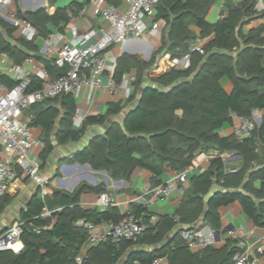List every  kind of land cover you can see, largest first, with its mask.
Returning <instances> with one entry per match:
<instances>
[{"label":"trees","instance_id":"1","mask_svg":"<svg viewBox=\"0 0 264 264\" xmlns=\"http://www.w3.org/2000/svg\"><path fill=\"white\" fill-rule=\"evenodd\" d=\"M107 1L118 3L120 0ZM213 2L157 0L154 19H164L165 25L161 44L152 52L182 55L197 37L189 27L191 23L200 28L199 36L208 37L202 45L204 52H192L189 65L184 69L171 68L153 77L154 83L142 85L137 95L135 88L126 99H135V104L127 111L122 123L113 122L74 155L76 160L87 162L92 168L105 169L113 177L128 178L135 167L148 169L153 185L162 182L158 176L165 165L176 171L189 167L198 152L232 151V155H239L238 159L227 162L219 155H213L209 167L191 177L189 187L183 189L182 195L183 199L196 202V211L183 208L172 214H156V219L151 221L153 213L146 205L133 204L127 212L143 224L138 237L120 242L104 240L88 248L82 261L77 262L75 258L81 253L87 237V229L77 220H119L124 214L111 204L100 211L78 204L80 194L98 191V184L80 183L72 191L53 189L50 200L37 192L20 212L22 247L18 251L0 249V264H114L127 248L145 240L157 243L176 223H190L200 214L202 223L219 228V206L235 200L240 201L244 212L256 225H264V113L261 123L242 139L234 133L221 136L217 131L224 122L232 121L231 113L245 116L254 108L264 109V24L247 31L243 29L244 24L257 14L254 0H225L223 15L215 22H209L205 16ZM80 5L73 6L78 9ZM71 8L72 4H68L49 13L44 6L25 11L17 7V15L29 20L38 34L46 36L51 25L62 28L67 23ZM0 24L14 40L0 35V51H5L12 62L20 64L26 57H34L49 70L51 79L61 74L63 68L57 66L52 57L40 53L32 39L13 38L14 26L1 17ZM152 59L142 60L136 54L123 53L112 74L114 82L119 83L123 73L135 67L133 83L136 87L141 69L148 67ZM224 75L233 84L230 92L219 83ZM0 79L8 86L14 83L3 73H0ZM39 83L40 80L33 76L29 89ZM122 102L110 103L103 115L87 116L78 129L72 128L76 103L71 93L62 92L32 103L24 114L30 118L31 126L42 129L40 156L44 159L53 148L54 135L59 143L77 139L85 124L102 123L106 115L120 111ZM229 166H235L237 170L225 171ZM255 180H259V186L254 184ZM213 182H220V188L209 193ZM8 201L9 196L5 193L0 199V211ZM45 206L51 212L42 216L40 212ZM194 227L190 224L185 228ZM182 228L176 229L156 251H131L125 264H131L135 257L148 263L161 255L167 256L168 264H232L233 254L243 249L237 239L228 238L224 248L207 244L193 252L180 236Z\"/></svg>","mask_w":264,"mask_h":264},{"label":"built area","instance_id":"2","mask_svg":"<svg viewBox=\"0 0 264 264\" xmlns=\"http://www.w3.org/2000/svg\"><path fill=\"white\" fill-rule=\"evenodd\" d=\"M13 0H0V17L7 20L14 26L13 38L24 37L28 40L37 35V29L27 19L17 15V10L12 8ZM157 0H120L118 3L106 0H89L87 5L76 8L73 6L68 12L70 20L75 24L71 27L73 37L69 38L61 31L50 32L44 39L42 52L54 59L57 66L63 68L61 74L51 79L49 70L36 61L33 57H26L22 63L12 62L5 51H0V66L4 67V74L14 80L8 86L0 79V199L5 194L10 184L19 174L30 178H36L39 173L40 163L36 156H31L32 146H43L42 140L31 131L30 118L24 111L35 102L46 98L54 97L62 92L71 93L78 97L85 89L105 87L112 94L121 97H128L134 86V76L123 74L119 83L114 82L110 74L107 84L102 85V78L105 72L113 73L115 59L107 58L103 52L114 44L124 42L129 37L145 38L151 36L160 42L165 20L154 19L155 3ZM79 14H89L90 16H101L105 25L100 27V35L92 42H86L95 31L87 23V31L81 37L76 28L79 23ZM86 42V43H84ZM161 44V43H160ZM160 44L155 47L157 49ZM203 53L202 44L196 41L189 43L188 49L179 56H161L163 69H184L189 65L192 52ZM109 60L111 62H109ZM36 76L39 86L29 89L32 77ZM264 109L254 108L249 115L241 116L231 113L232 118H236L233 133L238 139H242L250 134L251 130L261 123ZM82 115L75 111V117ZM210 156L219 155L224 162L232 159V151L209 152ZM189 167L177 170L173 177L165 182H160L148 188L147 193L152 198L167 197L174 189L183 192L182 184L187 180ZM237 170L235 166H229L225 171L233 172ZM19 171V173H18ZM41 185V195L47 192V188ZM145 200L144 198H141ZM109 196L103 192L99 195V203L109 204ZM50 210L46 207L40 215H49ZM151 221L156 219V215H151ZM175 219H178L175 216ZM77 223L87 229L86 242L96 245L104 240L110 239L112 242H120L123 239L135 240L143 224L138 218L129 212L119 220L101 219L98 222L79 219ZM39 230L38 227L34 228ZM22 231V221L13 220L10 225L0 231V249H11L18 251L20 244V234ZM227 234L240 238L242 245L245 244L249 233L243 230L228 229ZM180 235L187 241L189 246H206L207 241L204 234L196 228H182ZM19 242L18 246L15 244ZM259 253L264 254V239L255 247ZM83 253L76 256V261L81 262ZM232 264H259L258 258L247 248L237 251L232 256ZM131 264H168L166 255L154 257L148 263H142L138 257L133 258Z\"/></svg>","mask_w":264,"mask_h":264},{"label":"crops","instance_id":"3","mask_svg":"<svg viewBox=\"0 0 264 264\" xmlns=\"http://www.w3.org/2000/svg\"><path fill=\"white\" fill-rule=\"evenodd\" d=\"M232 1L239 2L241 0ZM254 1L257 14H255L249 20V22L244 24V31H247L250 27L258 26L259 24H264V0ZM88 2L89 0H13L12 8H15L17 10L18 7L20 8V10L25 11L36 9L39 6H44L49 13H53L57 7L66 6L68 4H72L73 7V5H76L77 3L81 4L80 6L83 7V5H87ZM224 4L225 0H214V2L209 7V10L207 11L205 18L209 22H215L218 18L223 15L222 12ZM69 11L70 10H68V12ZM74 13L77 14L76 16L79 17L78 19L80 21L76 24L78 34L82 37L87 31L88 27L86 26L87 24H85L84 21L86 20L87 23L95 31V33L91 37H89L86 42L94 41L101 33L100 27L105 25V21L103 20V18L99 15L90 16L89 14H79L77 11H75ZM74 24L75 23L70 20L69 16V20L66 24L62 25V28H59V26L57 25H51L50 32L61 31L67 37L72 38L73 35L71 32V27ZM189 27L193 29L197 34V37L194 39V41L199 42L203 45V43L208 40V37L199 36L200 28L198 26L192 23L189 25ZM0 35L4 39H8L14 42L13 39H10V36L6 33L4 27L1 24ZM46 36H42L37 33V35L32 39L34 43L38 46V50L40 53H43L42 46L44 44V39ZM160 43L161 42L157 41L156 39L154 40V38H152L151 36L145 38L129 37L122 43L110 46L107 50L103 52V54L107 58H114V61L111 62L109 60V62H114V66L116 67L117 59L123 53L136 54L140 58H146V60H148L151 55V52L155 50V47H157ZM166 54L170 56V53H162L161 55L166 56ZM162 63L163 62L159 60L157 66L153 69L154 72H157L155 76H159L169 70L163 69ZM135 70V67H131L130 70L124 72L123 74H129L135 77ZM0 73L4 74V67L2 66H0ZM110 74L113 73H104L102 78V85L107 84ZM219 83L227 92H230L233 87L231 80L226 75L222 76L219 79ZM133 90H135L134 86L131 89V92H133ZM74 98L76 103L75 111H79L82 113V115H79V117L76 118L74 112L72 116V128L74 129L80 128L83 125L84 120L87 116H97L105 114L110 103L122 100L123 107L120 109V111L116 113L106 115L102 123L85 124L83 133L77 139H72L64 143H59L54 135L52 137L53 148L50 152L46 153L44 159H42L40 156L43 146L39 148L37 153H33V150H31V156H36L39 160V173L37 174L36 178H30L24 176L23 174H19L18 177L10 184L9 188L5 193L8 194L9 200L13 198L12 201L15 200V202H18L17 213L13 212L12 208H9L7 210L8 214L2 215V212L5 207L4 206L3 209L0 211V219L8 218L11 220L10 223L15 219H19L21 210L25 208L32 195L37 192H39L41 197L50 200L52 198L53 189L72 191L80 183H86L90 185L98 184L100 186V189L98 191H84L80 194L78 204H80L84 208L95 207L99 211L103 210L107 205H102L99 203V195L105 192L109 196V204L116 206L122 214L127 212V210H129L131 206L136 203H142L146 205L147 209L155 215L172 214L175 211L181 210L183 208L190 210L194 209V211H196V202L189 199H183V192L178 189H174L172 193L167 197L152 198L151 195L147 193L148 188L154 184L151 181L152 173L148 169L135 167L128 178L113 177L109 175L105 169L92 168L87 162L82 163L76 160L74 158L75 152L84 148L94 135L104 133L107 127L113 122L122 123L125 114L129 109L134 106L136 100L132 104H129V101H126L125 97L112 94L105 87L94 89L85 88L80 92L78 97ZM236 122V118H232L231 122H224L222 126L217 130L218 133L221 136H227L233 133V128ZM32 127H34L35 135L40 138V135L42 133L41 127ZM231 156L232 159L239 158V155ZM210 157L211 156L209 152H198L194 156L192 160V165L189 166L187 180L182 184V187L185 190L188 189L191 177L194 174L200 173L209 167ZM175 172L176 170L171 169L168 165H165L163 172L158 176V178L161 179L162 182H165L169 178L173 177ZM40 183H42L47 188V192L43 196L41 195ZM219 184L220 182H213L209 193L220 188ZM254 184L256 186H259V180H255ZM208 195L209 194L204 197V201H206ZM141 198H144L145 200H142ZM46 208L49 210L48 207ZM218 213L220 227L217 229L213 228L208 223H202V216L200 214L197 219L191 221L190 223H176L173 228H171L167 233H165L163 239L157 243H151L148 242V240H145L142 243H138L127 248L125 253L122 254L114 264H125L128 255L131 251L140 252L158 250L166 243L165 241H168L170 239L176 229L188 227L190 224H193L195 226L194 228L204 234L207 244H211L214 247L221 249L226 246L228 238L237 239V243L239 246H241L242 248H247L253 255L258 258L259 264H264V254H261L257 250H255L257 244L263 242L264 225H256L252 221V219L246 215L239 200H235L228 204L219 206ZM10 223H5L3 225V229L0 230L6 229L10 225ZM228 229L243 230L244 232L249 233L245 244L242 245L239 237L230 236L229 234H227ZM20 244L22 246V242H20ZM18 245L19 243L16 244V246ZM92 246L93 245L88 244L85 240L81 248V253H83V255L86 254L87 249ZM204 247L205 246H189V248L193 252L199 251Z\"/></svg>","mask_w":264,"mask_h":264},{"label":"rangeland","instance_id":"4","mask_svg":"<svg viewBox=\"0 0 264 264\" xmlns=\"http://www.w3.org/2000/svg\"><path fill=\"white\" fill-rule=\"evenodd\" d=\"M192 24V23H191ZM194 41V40H193ZM154 51V50H153ZM162 53H155V52H151V55H150V57H149V59L148 60H150V58L152 57L153 59H152V61L151 62H149L150 64H149V66L148 67H146V68H143V69H141V71H140V74H141V77H140V82L139 83H137L136 82V87L135 88H137V91H136V95L139 93V90H140V87L144 84V83H154L153 82V77H155V75H156V73L157 72H154V68L157 66V63L159 62V60L161 59V55ZM123 58V57H122ZM142 60H146V58L144 59V58H142ZM147 62V61H146ZM135 72H137L136 70H135ZM142 72V73H141ZM136 75V74H135ZM134 91V90H133ZM129 97V96H128ZM125 99H127V97H125ZM135 101V99H133L132 101H129L128 103L129 104H132L133 102ZM31 131H32V133L35 135V130H34V127H32L31 128ZM39 146H35V145H33L32 146V150H33V153H37V151L39 150ZM30 155H31V152H30ZM13 200V198H11V200H9L8 201V203L7 204H5V207H4V210H3V212H2V215L3 214H8V212H7V210L9 209V208H12V210H13V212H15V213H17V201L15 202V200L14 201H12ZM8 207H7V206ZM10 219H5V218H2V219H0V229H3V225L6 223H10Z\"/></svg>","mask_w":264,"mask_h":264},{"label":"bare ground","instance_id":"5","mask_svg":"<svg viewBox=\"0 0 264 264\" xmlns=\"http://www.w3.org/2000/svg\"><path fill=\"white\" fill-rule=\"evenodd\" d=\"M142 46H143V45H142ZM147 48H148V47H147ZM17 243H19V242H17ZM17 243H16V244H17ZM16 244H15V246H16Z\"/></svg>","mask_w":264,"mask_h":264},{"label":"water","instance_id":"6","mask_svg":"<svg viewBox=\"0 0 264 264\" xmlns=\"http://www.w3.org/2000/svg\"><path fill=\"white\" fill-rule=\"evenodd\" d=\"M36 5H38V4H36ZM40 7V6H39Z\"/></svg>","mask_w":264,"mask_h":264}]
</instances>
